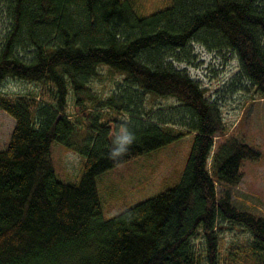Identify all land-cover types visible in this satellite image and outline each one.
<instances>
[{"label": "trees", "instance_id": "16d2710c", "mask_svg": "<svg viewBox=\"0 0 264 264\" xmlns=\"http://www.w3.org/2000/svg\"><path fill=\"white\" fill-rule=\"evenodd\" d=\"M1 1L9 24L0 82H48L55 94L52 104L34 110L26 98L0 97L16 121L0 149V264H264V217L235 206L227 188L217 190L218 183L238 184L244 161L261 152L226 137L218 104L171 62L194 41L227 48L264 98V0H173L148 15L131 0ZM101 65L126 76L122 96L90 91ZM71 91L81 129L67 112ZM145 93L175 98L178 118H142ZM125 112L129 120L118 117ZM125 124L135 141L110 159L111 138ZM186 131L195 139L181 181L105 218L97 175ZM53 141L85 158L79 183L57 178ZM226 222L243 226L250 240L222 256L219 229Z\"/></svg>", "mask_w": 264, "mask_h": 264}, {"label": "rangeland", "instance_id": "374dc122", "mask_svg": "<svg viewBox=\"0 0 264 264\" xmlns=\"http://www.w3.org/2000/svg\"><path fill=\"white\" fill-rule=\"evenodd\" d=\"M136 11L148 15L172 3L173 0H131ZM9 24L8 8L0 0V45ZM172 65L186 71L205 90V96L215 101L221 111L226 137L235 136L261 152L258 160H245L242 177L234 186L217 184L221 195L228 189L231 200L240 209L252 211L264 217V98L240 71L236 55L227 48L209 47L201 42L191 43L189 51L171 58ZM99 73L90 80V91L100 98L122 96L128 88L126 76L107 65L98 68ZM55 88L48 82H37L12 76L0 82V97L15 100L26 98L33 105L54 101ZM93 106V103L91 104ZM179 102L173 97L143 95L142 118L173 117ZM96 110V107H94ZM73 92L68 96L67 112L72 114L78 127L84 123L77 115ZM115 115L114 110L106 111ZM129 112L118 117L129 120ZM16 124L15 118L0 107V149H6ZM188 132V131H186ZM195 132L143 153L97 175L96 183L105 218H110L129 207L156 196L179 183L184 174L194 143ZM223 139L215 137V146ZM51 159L59 180L79 183L84 171L85 158L64 144L53 141ZM220 249L224 256L231 245L244 246L250 240L249 232L239 224L226 222L219 229ZM200 245V242L196 241ZM237 249V248H235Z\"/></svg>", "mask_w": 264, "mask_h": 264}, {"label": "clouds", "instance_id": "9594fccd", "mask_svg": "<svg viewBox=\"0 0 264 264\" xmlns=\"http://www.w3.org/2000/svg\"><path fill=\"white\" fill-rule=\"evenodd\" d=\"M135 141V133L128 124L119 127L111 138V145L108 151L110 159H118L130 150Z\"/></svg>", "mask_w": 264, "mask_h": 264}]
</instances>
